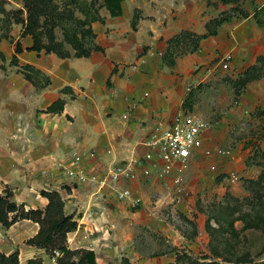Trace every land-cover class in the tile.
<instances>
[{
    "label": "crops",
    "instance_id": "1",
    "mask_svg": "<svg viewBox=\"0 0 264 264\" xmlns=\"http://www.w3.org/2000/svg\"><path fill=\"white\" fill-rule=\"evenodd\" d=\"M6 1L8 9L22 5L21 0ZM99 1L102 20L92 27L103 50L88 57L60 58L29 50L33 37L22 36L23 25L13 21L10 30L0 34L5 58L11 61L20 41L19 64L33 65L50 77L45 87L36 86L19 72V66L0 57V195L10 188L18 204L44 209L49 200L41 191H58L66 213L79 223L77 230L68 233L69 247L94 250L97 261L100 238L115 222V191L128 185L71 180L66 170L73 166L74 153L94 151L96 157L85 158L80 166L104 178L118 163L142 157L157 126L188 112L183 103L200 66L212 73L214 59L226 54L233 69L246 71L264 55L256 11L224 22L217 35L200 42L197 51L175 53L172 66L164 57L170 40L183 31L206 33V24L226 10L218 7L219 0H211L218 8L209 0H123L118 16ZM262 81L258 82L263 85ZM58 100L64 101L63 110L48 112ZM196 106L195 102L190 109ZM90 209L96 212L92 220L83 217ZM39 229V223L29 219L10 227L0 223V252H18L21 264L36 258L42 264H56L45 249L26 243ZM95 233L98 238L91 237Z\"/></svg>",
    "mask_w": 264,
    "mask_h": 264
},
{
    "label": "rangeland",
    "instance_id": "2",
    "mask_svg": "<svg viewBox=\"0 0 264 264\" xmlns=\"http://www.w3.org/2000/svg\"><path fill=\"white\" fill-rule=\"evenodd\" d=\"M2 1L0 34L10 30L7 15L24 8L23 0L14 9ZM209 1L212 7L217 4ZM56 2L76 20L100 15L103 6L99 0ZM218 2L226 9L222 16L236 12L243 19L256 11L264 20V0H242L238 6ZM82 30L75 26L79 39ZM259 33L264 38V24ZM55 35L57 41L65 40L64 29H55ZM226 57L214 59L212 73L200 66L195 71L199 76L188 85L197 106L186 111L211 124L205 143L210 154L190 160L178 175L161 177L154 171L145 177L138 170L139 180H122L128 186L120 189H130L132 198L119 200L115 193V222L100 238L98 264H264V181L259 179L264 169V84L258 82L264 78V55L249 81ZM4 62L12 63L10 58ZM226 62L228 68L223 67ZM29 75L39 85L47 76L37 71ZM96 233L91 237L98 238Z\"/></svg>",
    "mask_w": 264,
    "mask_h": 264
},
{
    "label": "trees",
    "instance_id": "3",
    "mask_svg": "<svg viewBox=\"0 0 264 264\" xmlns=\"http://www.w3.org/2000/svg\"><path fill=\"white\" fill-rule=\"evenodd\" d=\"M24 8L8 14L6 21L11 24L12 21L23 25L22 36L31 35L33 37V45L28 48L29 50L36 51L38 53L45 51L46 53H55L60 58L75 57H88L93 51H101L103 48L96 44V34L92 27V23L97 20H102L100 15L93 16L91 19L85 18L84 20H76L73 18V12L65 7L63 10L56 0H23ZM123 0H103L104 5L110 10L113 16L122 14L121 2ZM242 0H221L224 4L239 5ZM3 2L2 0L0 3ZM77 0H71L66 3H76ZM210 3V1H209ZM237 5V6H238ZM264 11V6L260 8ZM259 10V11H260ZM10 11V10H9ZM5 13L4 11H2ZM223 13V12H222ZM6 14V13H5ZM236 12L233 15L222 14L219 17L211 19L206 24V33L197 34L191 31H183L179 35L173 37L170 40V46L167 54L164 56L169 65L175 64V53L184 54L195 52L200 47V42L209 37L218 34L220 26L230 21L236 16ZM68 16V17H67ZM248 15H246L247 17ZM259 25L264 24V20H260L258 12L254 14ZM69 19V20H67ZM72 21L73 24H70ZM82 26V38L77 37L75 32V26ZM10 26V25H9ZM133 27H136V21L133 22ZM64 29L65 40L57 41L55 35V29ZM89 39V41H87ZM65 42L70 43L74 49L72 53L65 46ZM85 43H90V47H85ZM186 50V51H184ZM16 53L11 59V64L19 66V72L24 77L36 86L45 87L50 83V77L46 76L45 82L39 85L35 78L31 77L29 73H42V71L33 65L26 64L20 65L17 54L23 51L20 41L16 43ZM0 57L5 61L4 54L0 52ZM263 57L260 56L259 60ZM5 68L4 65H2ZM257 66L253 65L244 71V77L247 81L251 80V71L256 70ZM248 76V77H247ZM70 92L68 88L64 89V92ZM191 91V90H190ZM197 100L190 93L186 96L183 106L184 108H192ZM64 101L58 100L52 104L47 111L48 112H60L63 110ZM261 181H264V169L260 174ZM41 194L48 198L49 202L44 209L26 208L24 203L18 204L14 200V193L12 189L6 188L5 194L0 195V223L5 227H10L16 222L29 219L33 220L40 225L38 233L27 240V244L35 246L37 248L45 249L46 252L53 256L55 251L60 252V256L57 258L56 264H98L97 254L94 250L79 248L71 249L68 245V233L78 229L79 223L75 220L74 215L67 214L65 211V201L62 195L56 191L42 190ZM0 264H21L19 259V253L14 252L10 255H6L0 252ZM27 264H42L41 258L31 259ZM171 264V263H170Z\"/></svg>",
    "mask_w": 264,
    "mask_h": 264
},
{
    "label": "built area",
    "instance_id": "4",
    "mask_svg": "<svg viewBox=\"0 0 264 264\" xmlns=\"http://www.w3.org/2000/svg\"><path fill=\"white\" fill-rule=\"evenodd\" d=\"M229 59L231 56L228 55L226 60ZM223 67L228 68V63L226 62ZM210 129L211 124L197 114L179 112L170 123L165 126L160 124L154 129L145 143L148 151L142 157H133L118 163L104 178H100L96 173H89L80 166L85 158L96 157L94 151L75 152L73 166L66 170V174L75 182L81 184L92 182L101 186L138 179V170H141L145 177H151L154 171L161 177L178 175L180 168L190 160L197 158L201 153L210 154V150H206L205 147ZM176 180L179 181V178ZM116 194L119 200L132 198V192L128 188L117 189ZM95 213L90 209L83 217L92 220ZM60 255L59 251H55L53 257L56 263Z\"/></svg>",
    "mask_w": 264,
    "mask_h": 264
}]
</instances>
